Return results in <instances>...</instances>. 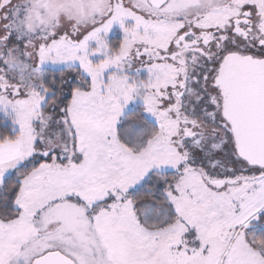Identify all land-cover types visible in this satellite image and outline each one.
Listing matches in <instances>:
<instances>
[{"label":"snow or ice","instance_id":"snow-or-ice-1","mask_svg":"<svg viewBox=\"0 0 264 264\" xmlns=\"http://www.w3.org/2000/svg\"><path fill=\"white\" fill-rule=\"evenodd\" d=\"M0 264H264V0H0Z\"/></svg>","mask_w":264,"mask_h":264}]
</instances>
